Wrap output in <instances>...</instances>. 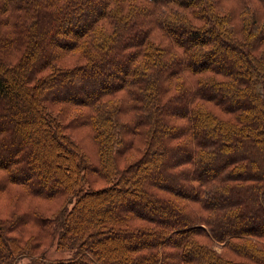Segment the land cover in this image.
<instances>
[{"label":"trees","instance_id":"1","mask_svg":"<svg viewBox=\"0 0 264 264\" xmlns=\"http://www.w3.org/2000/svg\"><path fill=\"white\" fill-rule=\"evenodd\" d=\"M55 105L82 110L106 186ZM47 138L67 158L38 170ZM14 185L0 264H264V0H0V193ZM53 241L69 255L46 258Z\"/></svg>","mask_w":264,"mask_h":264},{"label":"rangeland","instance_id":"2","mask_svg":"<svg viewBox=\"0 0 264 264\" xmlns=\"http://www.w3.org/2000/svg\"><path fill=\"white\" fill-rule=\"evenodd\" d=\"M77 57L78 54L76 52L72 53H66L61 59L60 62L65 64L66 66H72L77 63ZM52 109L59 110L61 115L63 116L64 122H67L68 124L71 123L74 120V124H69L67 127V131L74 136V139L79 144V147L81 151L86 154L87 158L89 159V163L87 164V171H88V180L92 184L91 187L93 189H99L104 186H106L105 180L98 174L99 168L98 165V151H97V144L95 143L91 131L88 127V124H80L78 123V120L76 119L80 115L81 109L71 108V106L66 105L63 107L62 105H55L52 107ZM86 111V110H85ZM35 130L38 129L36 126H34ZM30 129V128H29ZM46 141H48V146L45 145V149H41L39 153L40 159L38 160L36 164V169H42L45 170L49 167V161L50 162H56L60 163L59 158H63V160L66 157L65 154L57 153V150H59V146L55 145L52 142H49L50 140L47 138ZM57 147V148H56ZM61 150V149H60ZM45 154V155H44ZM67 154V153H66ZM62 170V169H61ZM11 191L8 193H0V215L6 216L9 213V210L13 207L12 197L14 196L16 198L17 193L19 192L20 187L17 185L10 187ZM62 197L53 199V200H43V199H32L25 201L24 205L33 204L40 209L44 210L45 212H55L59 208H61L62 204ZM86 201L85 203H87ZM93 202V201H92ZM103 200L101 199H95L93 204H87L94 206L92 210H96L99 208V206H103L102 204ZM85 204V205H87ZM70 204H68L69 206ZM88 206V205H87ZM25 237V236H24ZM202 241H206L204 238H200ZM207 242V241H206ZM53 244L48 245V247L45 249L44 256L46 258H63L69 255L70 251L68 250H62L55 248L54 241ZM130 243H133V241H128V243H125L124 245H128ZM209 243V242H208ZM212 246L218 251H223L220 245H217L215 243L212 244ZM105 247H109V250H111L110 255L112 256H121L123 253H125V247L121 246L119 244H115L113 241H110L108 244L105 245ZM225 251V250H224ZM36 254L34 255H23L19 256L14 264H32V259L36 258Z\"/></svg>","mask_w":264,"mask_h":264}]
</instances>
